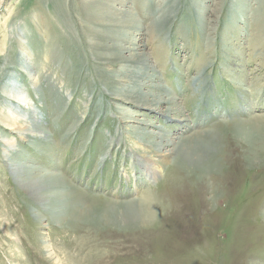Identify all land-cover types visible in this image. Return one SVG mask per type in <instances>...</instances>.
Instances as JSON below:
<instances>
[{
	"label": "rangeland",
	"instance_id": "1",
	"mask_svg": "<svg viewBox=\"0 0 264 264\" xmlns=\"http://www.w3.org/2000/svg\"><path fill=\"white\" fill-rule=\"evenodd\" d=\"M0 264H264V0H0Z\"/></svg>",
	"mask_w": 264,
	"mask_h": 264
},
{
	"label": "bare ground",
	"instance_id": "2",
	"mask_svg": "<svg viewBox=\"0 0 264 264\" xmlns=\"http://www.w3.org/2000/svg\"><path fill=\"white\" fill-rule=\"evenodd\" d=\"M97 14L99 13V11L96 9V10H94ZM93 11V13H95ZM109 15H110V12L108 13ZM131 14V13H130ZM103 16H105V15H103ZM103 16H99V20L100 19H102L103 18ZM131 16V15H130ZM111 17V16H110ZM94 19V18H93ZM104 19V18H103ZM133 19L135 20V18H133L132 17V19H130V21L128 20H126V21H121V24H122V26H126L127 24H131V22L133 21ZM92 22H94V21H92ZM96 24V23H95ZM98 24V23H97ZM98 47V46H97ZM99 48V47H98ZM100 49V48H99ZM128 50L129 51H134L135 50V47L133 46V45H130V47L128 48ZM135 57H138V60H133V58H135ZM131 62L132 61H134V62H137V63H141V62H144L145 63V56H141V55H138V56H136V55H132L131 56ZM22 101H24V99L22 100ZM19 110V109H18ZM18 110L16 109L15 111H16V113L18 112ZM9 117V116H8ZM11 119H12V121H16L17 119H18V117H16L13 113H11ZM17 123V122H16ZM15 123V124H16ZM14 124V125H15ZM156 147V150H157V152H159L160 153V150L161 149H163L164 148V146L162 145V144H158L157 146H155ZM186 148V147H185ZM159 150V151H158ZM156 152V153H157ZM178 152V151H177ZM163 158H165V159H163ZM162 161L163 162H165V161H167V158L166 157H164L163 155H162ZM137 161V163H141V161H140V158L139 159H137L136 160ZM162 162V163H163ZM159 165V164H158ZM157 165V163L155 164V165H151V166H149V165H147V164H145L144 165V170H143V172H142V175H144L149 181H153L156 177H157V174L159 173V169H160V166H158ZM11 167V166H10ZM17 173V172H16ZM43 181H48V180H43V179H37V180H32L31 182H28V181H23V183H25V184H23L24 186H25V188H28L30 191H32V193L35 195L37 192L36 191H38L37 189H38V187H41L42 185H43ZM50 182V181H49ZM47 187V186H46ZM41 189V188H40ZM38 194L39 193H37V200H40V202H41V199L44 197V195L42 196H38ZM34 195H32V196H34ZM36 198V197H35ZM34 198V199H35ZM44 200V199H43ZM140 214L141 212L139 211V212H137L136 210H135V212L133 211V215H136V214ZM137 216V215H136ZM136 216H134V217H136ZM146 219H147V217H146Z\"/></svg>",
	"mask_w": 264,
	"mask_h": 264
}]
</instances>
